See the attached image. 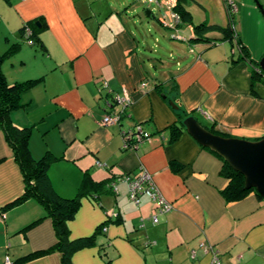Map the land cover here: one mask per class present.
I'll return each instance as SVG.
<instances>
[{"label":"crops","instance_id":"1","mask_svg":"<svg viewBox=\"0 0 264 264\" xmlns=\"http://www.w3.org/2000/svg\"><path fill=\"white\" fill-rule=\"evenodd\" d=\"M110 1L0 0V56L19 47L2 71L9 84L38 80L22 92L23 107L11 121L32 128L33 159L51 155L48 177L59 196L75 198L87 183L82 190L91 192L67 224L71 241L90 238L72 253L71 263L214 264L219 257L220 264H264V198L252 191L227 201L223 159L184 128H172L180 114L219 136L264 139V84L253 83L250 64L264 57V15L254 0H185L193 25L226 27L227 3L239 9V42L225 40L220 31L193 41V25L182 23L176 0L148 3L153 7L145 15L143 0ZM30 22L40 24L35 43L23 32ZM125 95L132 105L120 123L103 125L107 114L120 109L115 97ZM137 125L146 139L126 151L123 133ZM143 168L173 205L171 212L161 213L146 196L134 203L128 184L117 182ZM107 182L108 189L95 191ZM24 191L23 173L0 130V264L57 243L51 219L30 227L44 215L36 200L4 210ZM19 264L63 262L53 252Z\"/></svg>","mask_w":264,"mask_h":264},{"label":"trees","instance_id":"2","mask_svg":"<svg viewBox=\"0 0 264 264\" xmlns=\"http://www.w3.org/2000/svg\"><path fill=\"white\" fill-rule=\"evenodd\" d=\"M185 2V0H176L175 11L180 16L182 23H188L193 25L192 17L190 13L185 9ZM232 5L237 6L235 2L227 3V8L230 16L229 23L226 27L208 25L207 23L193 25L194 37L192 38V40H205V35L207 33L213 31H220L225 35V40L229 39L239 42V38L236 35V31L234 29L235 17L237 14L232 13ZM35 24V22H30L29 25H26L23 28V32L27 27L30 29V33L32 35L30 41L33 43H35V38L37 34L36 31H39L38 27ZM37 42H40V39H37ZM18 48V46H13L6 54L0 56V130H2L5 134V137L13 151L14 160L19 165L23 173V177L25 180V191L19 199H17L12 204L6 206L4 210L22 204L31 199L36 200L43 206L44 215L39 220L33 222L30 227L37 224L43 219H51L55 230L57 243L47 251L30 254L24 258H21L13 264L29 262L40 256L53 252L61 253L63 264H72L70 258L72 253L75 252L78 248L85 246L87 242H89L90 238L71 241V239L69 238V229L67 224L75 218V215L80 206L81 197L84 194L89 195L91 194V192L90 190H82L83 188H86V185L88 184L87 183L83 185V188L81 189L80 193L75 198L66 199L59 196L52 188L48 177V167L50 162L52 161L51 155L46 154L41 160L38 161L33 159L29 149V141L33 131L32 128L21 129L13 125L10 115L12 112L23 107V105L21 104L22 92L28 88H31L38 82V80H29L23 83H8L2 71V65L6 58L11 57L13 54H15V52H17ZM244 50V47H241V51L244 56L243 59L249 60ZM250 64L253 68V83L264 84V72L260 69L259 63L255 64L250 61ZM178 117V123L172 126L175 133H179L181 129L184 128L183 122L190 116L179 114ZM213 133L218 135L215 132ZM221 174L229 181L227 187L222 191V195L227 201H240L252 191L256 192L255 190H246L245 179L243 175L234 171L225 162ZM86 180L87 179L84 180L85 183L87 182ZM107 184L108 182L103 183L102 185L99 184L95 187V191L104 188L108 189Z\"/></svg>","mask_w":264,"mask_h":264},{"label":"water","instance_id":"3","mask_svg":"<svg viewBox=\"0 0 264 264\" xmlns=\"http://www.w3.org/2000/svg\"><path fill=\"white\" fill-rule=\"evenodd\" d=\"M254 1L264 15L263 6L258 0ZM146 16L151 18V11H146ZM37 26L40 27V24L37 23ZM259 67L264 72V57ZM183 126L201 146L217 154L234 171L243 175L246 190H255L264 198V139L254 142L219 136L192 116L184 120Z\"/></svg>","mask_w":264,"mask_h":264},{"label":"built area","instance_id":"4","mask_svg":"<svg viewBox=\"0 0 264 264\" xmlns=\"http://www.w3.org/2000/svg\"><path fill=\"white\" fill-rule=\"evenodd\" d=\"M144 2L152 3L156 2L158 4V0H143ZM174 3V2H173ZM172 3L170 2L169 7H172ZM231 11L234 14H237L239 9L238 6L232 5ZM172 17L179 20V16L176 14H172ZM178 23H175L173 26H177ZM30 29L27 27L24 30L25 38L28 42L31 38ZM115 104L119 106V111L112 112L107 114L102 121L103 125H118L121 121L122 114L132 105V100L129 96L125 95L124 97H115ZM144 139H146V134L143 130L142 125H137L134 128L129 129L123 133V149L124 150H133L137 148V145L141 143ZM118 181H123L128 184V195L129 198L136 204L140 203V198L142 196H146L150 198L152 201L156 203L161 213H169L173 209V205L169 203L160 193L159 189L156 187L151 174L146 169H141L140 173L137 175L127 174L123 177H120ZM115 182V181H114ZM114 182L111 184L114 186ZM152 222L154 224L158 223V219L156 216L152 218ZM152 243L147 242L146 245L150 246ZM205 252H211L212 249L207 245H202ZM219 253L217 252V255ZM192 258H195V253H192ZM4 264H13L10 258H6ZM214 264H220L219 257H216Z\"/></svg>","mask_w":264,"mask_h":264},{"label":"rangeland","instance_id":"5","mask_svg":"<svg viewBox=\"0 0 264 264\" xmlns=\"http://www.w3.org/2000/svg\"><path fill=\"white\" fill-rule=\"evenodd\" d=\"M120 1H122V0H120ZM136 2L138 1V0H135ZM110 2H112V3H116V0H111ZM130 3L131 4H133V0H131L130 1ZM104 5H107L105 2L103 3ZM149 7H153L152 5H150V6H148V2H147V5H145L141 10H140V13H143L144 15H145V13H144V9L146 10V9H150ZM151 10V9H150Z\"/></svg>","mask_w":264,"mask_h":264}]
</instances>
